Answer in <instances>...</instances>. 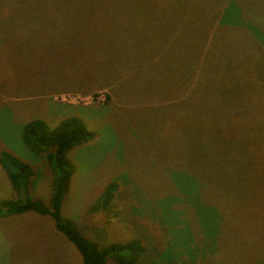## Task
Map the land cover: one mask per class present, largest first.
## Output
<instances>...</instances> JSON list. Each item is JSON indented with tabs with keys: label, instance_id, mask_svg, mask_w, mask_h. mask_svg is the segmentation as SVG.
I'll return each mask as SVG.
<instances>
[{
	"label": "rangeland",
	"instance_id": "1",
	"mask_svg": "<svg viewBox=\"0 0 264 264\" xmlns=\"http://www.w3.org/2000/svg\"><path fill=\"white\" fill-rule=\"evenodd\" d=\"M0 26V152L36 170L34 196L45 200L51 178L20 142L23 118L53 127L75 113L93 138L68 154L62 216L84 236L100 247L133 239L119 208L87 213L102 180L130 178L167 233L146 224L168 253L157 264L200 247L195 264H264V0H0ZM220 42L218 77L235 84L232 101L248 98L228 120L217 117L224 83L195 81L201 51L205 73ZM189 171L201 172L195 184ZM11 195L0 168V200ZM0 264L82 261L51 218L30 212L0 219Z\"/></svg>",
	"mask_w": 264,
	"mask_h": 264
},
{
	"label": "trees",
	"instance_id": "2",
	"mask_svg": "<svg viewBox=\"0 0 264 264\" xmlns=\"http://www.w3.org/2000/svg\"><path fill=\"white\" fill-rule=\"evenodd\" d=\"M223 8L224 6L221 7L219 11ZM1 19L3 18L1 17ZM4 24H7V21H5ZM1 28L4 27L0 26V29ZM243 30L245 33L248 32L246 27H244ZM215 36L214 32L212 37L208 38L206 43L204 42V45L206 46L208 45L207 43H211L212 41L215 42ZM259 42L261 44L262 39H260ZM5 43L8 44L7 41H5ZM219 44L222 45L219 51L221 57L219 59V56L214 55L205 73L203 72L206 61L205 47L203 48L204 50L201 51L199 57L203 59L204 64L201 75H199L198 80L195 79V81H203L202 83L204 84L205 81L216 77L219 83H224L223 85H218L220 93L217 94V117L220 119L226 118L228 120L234 113H241L243 109L247 108L248 98H233L232 101V99H230L231 91L235 84H232V82L227 83L218 77L219 72L224 68L223 62L225 61V56L229 54V49L227 47V54L222 50V48H224V43L220 42ZM260 48L264 55V48L261 46ZM173 68L177 70L180 67L174 66ZM192 73L195 74V72ZM236 74L238 77H240V75L244 77L237 68ZM117 88L119 87L117 86ZM226 92L228 96L224 95ZM231 101L233 104L229 103ZM67 106L71 108L70 105ZM81 117L82 116L76 115L75 113L70 114L53 127L49 126L50 124L39 117L30 119H26V117L23 118L24 123L18 130V132L20 131V142L27 149L29 154L35 157H41L46 161V166L51 178L50 192L45 200L41 197L34 196L32 193L33 188L39 181L36 170L14 152H0V168L6 175V180L12 192L10 197L0 200V219L24 215L30 212L51 218L55 230L77 250L82 264H108L109 262L113 264H157V261L159 259L163 260L164 256H167L168 253H166V251H158L159 242L154 238L155 234L153 230H151L150 233L147 231L146 224L159 229L161 235L164 236L165 239H167V233L166 230H164L165 227L162 225V219L159 217H152V210L149 204H146V202L153 201V199L140 193L136 188L131 190L133 182L130 178L124 179L123 183L116 180V177L106 181L102 180L106 182V185L104 183L103 188L99 189L94 194L95 198L93 197L94 200L90 201L91 205L89 204L90 206L87 209V213H91L97 209L119 208L121 212H123V215H125L127 223L134 231L132 240L100 247L84 236L70 219L62 216L65 195L73 174L72 166L68 161V154L73 149L88 144L93 138V135L88 132L82 124L83 120ZM235 121H238V117L233 120L234 123ZM208 167L209 166H206L205 170ZM195 174L189 171V173L185 175L189 182L195 184L196 178L199 177L201 172L198 171L197 174ZM174 183L178 188L181 187L179 181L174 180ZM127 211L130 212L128 213ZM142 229H145V232H141L140 230ZM200 235L201 237L203 236L202 234ZM189 236H191V232ZM205 239L211 241L214 237L209 236V238L205 237ZM192 240H194L193 234L192 239H190L193 243ZM200 248L198 250L195 248L197 252L192 253L188 261L177 259V257H175L177 255L175 254H172V259L166 261L168 264H195ZM153 249H155V251ZM198 258L199 255L197 260Z\"/></svg>",
	"mask_w": 264,
	"mask_h": 264
}]
</instances>
